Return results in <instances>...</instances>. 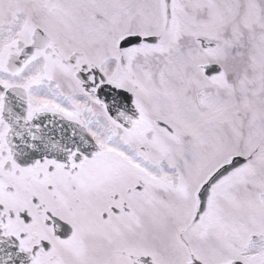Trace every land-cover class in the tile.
Here are the masks:
<instances>
[{
	"label": "snow or ice",
	"instance_id": "obj_1",
	"mask_svg": "<svg viewBox=\"0 0 264 264\" xmlns=\"http://www.w3.org/2000/svg\"><path fill=\"white\" fill-rule=\"evenodd\" d=\"M0 264H264V0H0Z\"/></svg>",
	"mask_w": 264,
	"mask_h": 264
}]
</instances>
